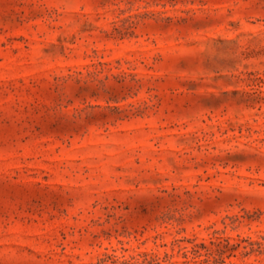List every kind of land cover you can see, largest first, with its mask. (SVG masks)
<instances>
[{
    "label": "rangeland",
    "instance_id": "374dc122",
    "mask_svg": "<svg viewBox=\"0 0 264 264\" xmlns=\"http://www.w3.org/2000/svg\"><path fill=\"white\" fill-rule=\"evenodd\" d=\"M0 264H264V0H0Z\"/></svg>",
    "mask_w": 264,
    "mask_h": 264
}]
</instances>
